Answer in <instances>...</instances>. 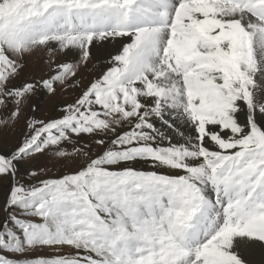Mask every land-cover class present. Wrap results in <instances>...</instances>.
I'll return each instance as SVG.
<instances>
[{"label":"snow or ice","instance_id":"obj_1","mask_svg":"<svg viewBox=\"0 0 264 264\" xmlns=\"http://www.w3.org/2000/svg\"><path fill=\"white\" fill-rule=\"evenodd\" d=\"M58 87L72 102L37 118ZM26 106L0 264H264V0H0V127ZM40 155L63 174L25 185Z\"/></svg>","mask_w":264,"mask_h":264},{"label":"rangeland","instance_id":"obj_2","mask_svg":"<svg viewBox=\"0 0 264 264\" xmlns=\"http://www.w3.org/2000/svg\"><path fill=\"white\" fill-rule=\"evenodd\" d=\"M58 55V56H57ZM57 56V57H56ZM56 54L54 59L57 63L65 62V57ZM49 59V55L45 51H37L33 56H30L26 59V68L22 76H40L47 70V65L44 63L45 60ZM94 63V62H93ZM93 63L88 62V68L85 69L81 67L78 71V77L80 79L81 86H86L94 76L99 75V70L94 67ZM92 68V69H91ZM82 72H81V71ZM86 71V72H84ZM86 74V75H85ZM83 81V82H82ZM19 81H17L18 83ZM58 95V96H57ZM74 99L71 94V90H69V94L65 95L62 93L61 89L58 87L55 95H49L46 92H39L38 95L33 96L31 98V102H37L40 105V110L35 113V116L42 120H47L52 117H56L59 115V108L66 104L72 102ZM32 112L29 107L24 108V115L21 117L20 121L12 128L8 127H0V151L9 152L16 147V145L20 142L21 134L25 130L24 120L25 117L31 116ZM156 126L158 128H162L164 131H168L167 129H163V126L159 121H156ZM171 134V133H169ZM174 135V134H172ZM76 165L71 164L70 167L74 168ZM135 167L150 170L149 166L144 163H138ZM19 171L17 173V179L20 180L25 185L35 183V179L44 178V176H40L37 178H32L26 174V169H45L46 175L48 177L57 176L63 174L61 163L57 162L54 159H50L49 156L40 155L36 156L32 159H26L21 161L18 165ZM162 171V170H161ZM7 188V180L4 178H0V203L3 202L4 199V191ZM0 219H2V213H0ZM52 253V249L44 248L38 249L37 254L40 256L47 257Z\"/></svg>","mask_w":264,"mask_h":264},{"label":"bare ground","instance_id":"obj_3","mask_svg":"<svg viewBox=\"0 0 264 264\" xmlns=\"http://www.w3.org/2000/svg\"><path fill=\"white\" fill-rule=\"evenodd\" d=\"M58 56V55H57ZM56 56V57H57ZM61 57V56H60ZM89 62H91V63H93V61H89ZM94 64V63H93ZM92 69V68H91ZM26 71V70H25ZM81 71V70H80ZM82 72V71H81ZM84 72H86V71H84ZM86 75V74H85ZM83 82V81H82ZM89 83V82H88ZM58 96V95H57ZM172 134V133H171Z\"/></svg>","mask_w":264,"mask_h":264}]
</instances>
